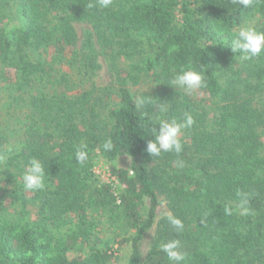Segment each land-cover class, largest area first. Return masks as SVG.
<instances>
[{
  "label": "trees",
  "instance_id": "obj_1",
  "mask_svg": "<svg viewBox=\"0 0 264 264\" xmlns=\"http://www.w3.org/2000/svg\"><path fill=\"white\" fill-rule=\"evenodd\" d=\"M244 24L264 31V0H0V264H173L160 248L171 239L181 264H264V54L225 46ZM181 69L206 87L172 86ZM164 103L162 118L195 123L179 154L151 157ZM32 158L45 169L36 192L20 179ZM99 159L117 182L97 176ZM159 199L182 232L157 219Z\"/></svg>",
  "mask_w": 264,
  "mask_h": 264
},
{
  "label": "clouds",
  "instance_id": "obj_2",
  "mask_svg": "<svg viewBox=\"0 0 264 264\" xmlns=\"http://www.w3.org/2000/svg\"><path fill=\"white\" fill-rule=\"evenodd\" d=\"M97 3L99 7L107 9L112 5L113 0H97ZM233 3L243 6V8H248L253 4V0H233ZM91 7L93 5L90 3L89 8ZM225 46H230L232 53H238L241 61L252 60L264 54V31L258 30L250 24L241 25ZM171 84L174 87L184 89L188 93L206 87L204 73L195 69H181L171 80ZM148 103L150 101L143 94L136 95L134 98L135 107L141 112ZM168 110L169 106L166 103L159 105L158 127L152 130L154 139L148 141L146 145V151L151 157H160L163 153L170 152L179 154L183 149L181 133L185 129L191 128L195 123L193 116L187 112L184 113L182 120L162 118ZM102 147L106 152L111 151L113 149L111 139L105 140ZM75 159L81 166L86 164L89 159L86 144H81L77 147ZM20 179L23 188L28 192L43 190L45 187V169L42 162L36 158L30 159L25 170L21 173ZM246 204L247 200L242 199L240 203L242 215L249 214ZM224 211L228 215L232 214L231 208L226 207ZM165 218L174 229V232L183 231L184 223L180 218L170 212L166 213ZM160 248L173 264H181L185 260L186 254L181 250L179 239H171L161 244Z\"/></svg>",
  "mask_w": 264,
  "mask_h": 264
},
{
  "label": "rangeland",
  "instance_id": "obj_3",
  "mask_svg": "<svg viewBox=\"0 0 264 264\" xmlns=\"http://www.w3.org/2000/svg\"><path fill=\"white\" fill-rule=\"evenodd\" d=\"M84 29V26L82 27V30ZM80 30V29H79ZM81 32V31H79ZM97 82V86H101V87H105L106 84H107V78L105 77V74L103 73V76L98 78L96 80ZM135 89H133L134 91ZM3 117H6L5 120H3V124H7L9 122V115L8 114H4L1 112V115H0V119H3ZM9 125H10V122H9ZM131 159L127 156H121L119 157L116 162H115V165L118 167V168H122V169H129L130 168V164H131ZM95 171H96V174L97 176L104 182H110V181H113L114 183V178L110 175V167H109V164L108 163H105L103 160H100L98 161V163L96 164V168H95ZM117 182V181H115ZM166 213H168V209H167V206L165 203H163V201H160L159 199V204L156 208V217L157 219L162 217V216H165ZM152 231L153 230H150L145 236H144V239L140 245V254H142V258H144L145 254H147V250H148V243H149V240L150 238L152 237ZM104 235H109L110 236V233L109 234H105L103 233ZM102 234V235H103ZM120 254H124V257H123V262L125 263L127 261V256L128 254L130 253V246H125L122 248V250L119 251Z\"/></svg>",
  "mask_w": 264,
  "mask_h": 264
},
{
  "label": "built area",
  "instance_id": "obj_4",
  "mask_svg": "<svg viewBox=\"0 0 264 264\" xmlns=\"http://www.w3.org/2000/svg\"><path fill=\"white\" fill-rule=\"evenodd\" d=\"M131 173V172H130Z\"/></svg>",
  "mask_w": 264,
  "mask_h": 264
}]
</instances>
